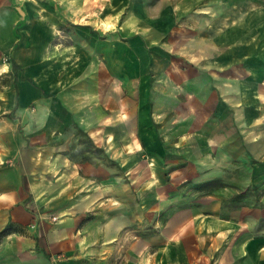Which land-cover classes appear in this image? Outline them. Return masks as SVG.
<instances>
[{"label": "crops", "instance_id": "0c3cea01", "mask_svg": "<svg viewBox=\"0 0 264 264\" xmlns=\"http://www.w3.org/2000/svg\"><path fill=\"white\" fill-rule=\"evenodd\" d=\"M130 5L121 51L161 58L121 63L149 95L88 132L119 171L74 157L72 116L46 109L0 171V264H264V0Z\"/></svg>", "mask_w": 264, "mask_h": 264}, {"label": "rangeland", "instance_id": "374dc122", "mask_svg": "<svg viewBox=\"0 0 264 264\" xmlns=\"http://www.w3.org/2000/svg\"><path fill=\"white\" fill-rule=\"evenodd\" d=\"M130 2L10 0L15 22L7 27V17L0 18V70H5L0 71V171L13 167L20 151L30 146L32 137L39 136L46 109L52 117L62 109L72 116L69 130L74 135V157L91 163L106 160L115 173L119 171L117 160H109V153L95 144L88 132L101 128L105 116L117 124L120 114L134 110L142 91L147 89L149 95L150 84L142 87L130 80L136 79L135 70L129 71L133 75L125 82L129 75L121 63L127 61L134 68L135 62L146 59L144 56L150 65L154 58H161L150 52L137 55L121 51L120 43L130 39L120 37L117 24L132 8ZM105 18L115 25L106 27ZM152 76L150 69L143 75ZM31 93L39 99L31 101ZM20 95L28 99L25 104ZM115 127L118 135L119 126ZM216 186L207 184L209 189ZM24 207L30 209L26 203ZM232 207L235 204L228 205ZM50 219L57 220L54 215ZM15 231L19 234L23 229ZM145 251L150 254L152 249Z\"/></svg>", "mask_w": 264, "mask_h": 264}, {"label": "trees", "instance_id": "16d2710c", "mask_svg": "<svg viewBox=\"0 0 264 264\" xmlns=\"http://www.w3.org/2000/svg\"><path fill=\"white\" fill-rule=\"evenodd\" d=\"M22 185H23V188L26 190V181H25L24 178L22 179ZM10 230H11V229H10V226L6 227V228L0 233V236H3V235H5V234L11 232Z\"/></svg>", "mask_w": 264, "mask_h": 264}]
</instances>
